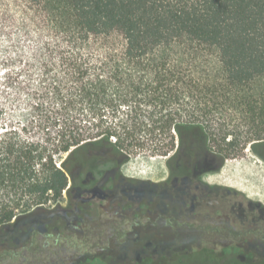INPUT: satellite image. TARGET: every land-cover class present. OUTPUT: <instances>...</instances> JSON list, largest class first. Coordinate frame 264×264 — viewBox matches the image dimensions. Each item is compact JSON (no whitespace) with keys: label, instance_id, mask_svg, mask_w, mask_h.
Wrapping results in <instances>:
<instances>
[{"label":"trees","instance_id":"16d2710c","mask_svg":"<svg viewBox=\"0 0 264 264\" xmlns=\"http://www.w3.org/2000/svg\"><path fill=\"white\" fill-rule=\"evenodd\" d=\"M259 142L264 0H0V264H264L202 179Z\"/></svg>","mask_w":264,"mask_h":264},{"label":"rangeland","instance_id":"374dc122","mask_svg":"<svg viewBox=\"0 0 264 264\" xmlns=\"http://www.w3.org/2000/svg\"><path fill=\"white\" fill-rule=\"evenodd\" d=\"M122 172L126 178L137 179L145 182H161L169 177V170L166 159L146 160L134 158L122 166ZM203 181L212 185L234 189L240 194L233 196L236 204L227 207L231 213L228 218L218 217L212 213H207V220L213 224L224 225L227 229L234 231L235 235L229 240L216 237V244L226 246L229 249L236 247V242L252 244V250L264 256V246L261 245L262 233H264V142H259L249 146L242 156L228 160L222 169L208 172L203 175ZM127 191V190H126ZM102 200L112 199L107 194H100ZM151 198V193L140 191H129L122 195V198H130L136 201L142 197ZM226 210V209H225ZM191 214L201 216V211L197 212V205L194 204ZM197 216L194 218L196 219ZM203 218V216H202ZM29 220V219H28ZM23 219L22 221H28ZM207 236L204 240L209 242ZM163 238L159 234L149 235L150 244H161ZM198 243L201 240H196ZM140 243V241H137ZM241 245V244H239ZM248 247V246H244ZM231 251V250H230ZM152 255H160L162 252L155 248L151 251ZM47 259L38 260L37 264H45ZM50 262V261H49ZM58 260L56 259V263ZM59 264H64L59 263Z\"/></svg>","mask_w":264,"mask_h":264},{"label":"flooded vegetation","instance_id":"af4514ba","mask_svg":"<svg viewBox=\"0 0 264 264\" xmlns=\"http://www.w3.org/2000/svg\"><path fill=\"white\" fill-rule=\"evenodd\" d=\"M106 182H107V180H104L103 184H105ZM105 194H107L108 197H112V195H110V193L105 192ZM101 199H102V198H101ZM110 200H114V198H113V197H112V199L109 198V200H106V201H108V202H106L105 204L109 203ZM103 201H104V200H103Z\"/></svg>","mask_w":264,"mask_h":264}]
</instances>
